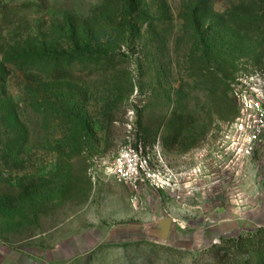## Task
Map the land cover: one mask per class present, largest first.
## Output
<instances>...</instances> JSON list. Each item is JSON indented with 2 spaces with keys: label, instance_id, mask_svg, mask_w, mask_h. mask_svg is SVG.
Listing matches in <instances>:
<instances>
[{
  "label": "rangeland",
  "instance_id": "374dc122",
  "mask_svg": "<svg viewBox=\"0 0 264 264\" xmlns=\"http://www.w3.org/2000/svg\"><path fill=\"white\" fill-rule=\"evenodd\" d=\"M256 74L264 0H0V264H207L264 228V148L192 176ZM141 144L171 186L118 180Z\"/></svg>",
  "mask_w": 264,
  "mask_h": 264
},
{
  "label": "built area",
  "instance_id": "2783aa9c",
  "mask_svg": "<svg viewBox=\"0 0 264 264\" xmlns=\"http://www.w3.org/2000/svg\"><path fill=\"white\" fill-rule=\"evenodd\" d=\"M240 82L233 86L238 113L223 128V135L228 142L225 152L229 156V163L233 162L243 172L257 146L264 148V77L260 74L251 75L240 79ZM143 153L142 144L130 146L120 153L115 162L118 180L134 186L144 182L161 188L171 186V182L161 171L151 166L149 157Z\"/></svg>",
  "mask_w": 264,
  "mask_h": 264
},
{
  "label": "trees",
  "instance_id": "16d2710c",
  "mask_svg": "<svg viewBox=\"0 0 264 264\" xmlns=\"http://www.w3.org/2000/svg\"><path fill=\"white\" fill-rule=\"evenodd\" d=\"M211 74L210 78L213 79L215 85L214 95L218 97L220 92H223L226 96V90L222 91L221 89L222 86L228 88L225 74L221 75L218 72ZM237 113L238 109L235 116ZM220 250L225 254L215 262L207 264H264V228H260L256 232L241 234L238 238L226 239Z\"/></svg>",
  "mask_w": 264,
  "mask_h": 264
},
{
  "label": "flooded vegetation",
  "instance_id": "af4514ba",
  "mask_svg": "<svg viewBox=\"0 0 264 264\" xmlns=\"http://www.w3.org/2000/svg\"><path fill=\"white\" fill-rule=\"evenodd\" d=\"M227 143L228 142L225 140L223 132H220L215 141L212 142L213 146L208 144L206 145L207 148L204 149L203 153L194 154L198 156H196L197 160H201V163L194 168L195 173L192 175L194 177L197 176L195 179L196 184H198L199 181H202V178H211L212 176H219V178H221L229 174L230 159L225 152ZM199 157L200 159H198ZM219 158L221 161H219ZM180 173L182 175L185 172ZM202 189L205 188H201L200 190Z\"/></svg>",
  "mask_w": 264,
  "mask_h": 264
},
{
  "label": "water",
  "instance_id": "95a60500",
  "mask_svg": "<svg viewBox=\"0 0 264 264\" xmlns=\"http://www.w3.org/2000/svg\"><path fill=\"white\" fill-rule=\"evenodd\" d=\"M172 222L173 219L171 218H159L148 226L147 232L166 242L170 233Z\"/></svg>",
  "mask_w": 264,
  "mask_h": 264
}]
</instances>
